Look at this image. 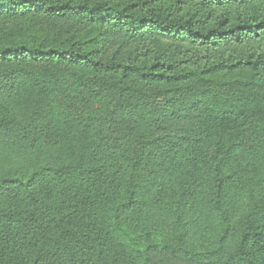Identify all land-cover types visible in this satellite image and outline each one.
I'll return each instance as SVG.
<instances>
[{
	"label": "trees",
	"instance_id": "obj_1",
	"mask_svg": "<svg viewBox=\"0 0 264 264\" xmlns=\"http://www.w3.org/2000/svg\"><path fill=\"white\" fill-rule=\"evenodd\" d=\"M0 264H264V0H0Z\"/></svg>",
	"mask_w": 264,
	"mask_h": 264
}]
</instances>
